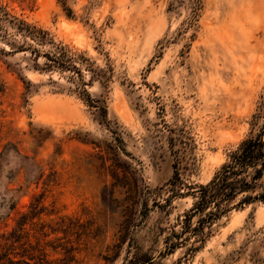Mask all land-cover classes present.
<instances>
[{"label": "rangeland", "instance_id": "rangeland-1", "mask_svg": "<svg viewBox=\"0 0 264 264\" xmlns=\"http://www.w3.org/2000/svg\"><path fill=\"white\" fill-rule=\"evenodd\" d=\"M263 124L264 0H0V264H264L188 218Z\"/></svg>", "mask_w": 264, "mask_h": 264}, {"label": "trees", "instance_id": "trees-1", "mask_svg": "<svg viewBox=\"0 0 264 264\" xmlns=\"http://www.w3.org/2000/svg\"><path fill=\"white\" fill-rule=\"evenodd\" d=\"M263 179L264 124L257 135L248 137L232 152L228 161L221 166L209 184L199 187V191L195 195L197 201L188 218L191 220L194 217L202 216L199 221L202 227L211 221L222 218L241 205L256 200L264 202ZM260 188H262V192H258ZM240 196L242 199L239 203L232 206ZM198 229L197 231H199ZM17 238H21V236L16 232L6 236L3 247L10 248L13 243H16ZM9 264H13V262L10 260ZM22 264H25V260L22 261Z\"/></svg>", "mask_w": 264, "mask_h": 264}]
</instances>
